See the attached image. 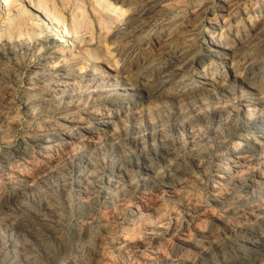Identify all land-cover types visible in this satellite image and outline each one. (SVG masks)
<instances>
[{
    "label": "rangeland",
    "instance_id": "obj_1",
    "mask_svg": "<svg viewBox=\"0 0 264 264\" xmlns=\"http://www.w3.org/2000/svg\"><path fill=\"white\" fill-rule=\"evenodd\" d=\"M263 6L1 2L0 264H264Z\"/></svg>",
    "mask_w": 264,
    "mask_h": 264
},
{
    "label": "bare ground",
    "instance_id": "obj_2",
    "mask_svg": "<svg viewBox=\"0 0 264 264\" xmlns=\"http://www.w3.org/2000/svg\"><path fill=\"white\" fill-rule=\"evenodd\" d=\"M259 1V0H258ZM3 3L4 2V0H0V3ZM231 3V2H230ZM259 3V2H258ZM141 5V4H140ZM143 5V4H142ZM147 5V4H146ZM227 5V4H226ZM261 5V4H260ZM144 7V6H143ZM147 7V6H146ZM229 7H230V5H229ZM264 7V6H263ZM226 10V9H225ZM254 10H255V8H254ZM256 11V10H255ZM254 13V12H253ZM234 17V16H233ZM261 20V19H260ZM255 21V20H254ZM257 22V21H256ZM255 23V22H254ZM180 25V24H179ZM215 26V25H214ZM217 27H218V25H217ZM258 27V26H257ZM256 27V28H257ZM182 28V27H181ZM179 29V28H178ZM183 29V28H182ZM177 30V29H176ZM179 30H181V29H179ZM184 30V29H183ZM245 30V29H244ZM257 31V30H256ZM179 32V31H178ZM247 32V31H246ZM260 33V32H259ZM263 33H264V31H263ZM254 34V33H253ZM252 34V35H253ZM261 34V33H260ZM177 36H180V34L179 35H177ZM176 36V37H177ZM254 36H256V34L254 35ZM253 37V36H252ZM258 37V36H257ZM263 37V36H262ZM251 38V37H250ZM209 39V38H208ZM217 39H218V37H217ZM253 39V38H252ZM257 39V38H256ZM210 40H211V37H210ZM213 40V39H212ZM219 40V39H218ZM244 40V39H243ZM259 40V39H258ZM257 40V41H258ZM247 41H248V39H247ZM243 43V42H242ZM253 43V42H252ZM254 43H256V41L254 42ZM217 44V43H216ZM220 44V43H219ZM251 45V44H250ZM253 45V44H252ZM255 45V44H254ZM212 46V45H211ZM222 46V45H221ZM166 48V47H165ZM218 49V48H217ZM262 50V49H261ZM252 66V65H251ZM168 73V72H167ZM164 75H165V73H164ZM163 75V76H164ZM160 76H162V75H160ZM171 76V75H170ZM168 77V76H167ZM164 79V78H163ZM160 82V81H159ZM162 82V81H161ZM166 82V81H165ZM160 85V84H159ZM160 88H162V87H160ZM147 91V90H146ZM156 91V90H155ZM160 91V90H159ZM153 92V91H152ZM146 93H148V91L146 92ZM159 93V92H158ZM242 155V154H241ZM241 155H238V156H241ZM245 158V157H244ZM263 207V206H262ZM255 228V227H254ZM254 228L252 229V230H254ZM251 230V229H250ZM261 231V230H260ZM263 231V230H262ZM259 232V231H258ZM252 233V232H251ZM262 233V232H261ZM264 233V232H263ZM257 235V234H256ZM255 235V236H256ZM258 238V237H257ZM250 240V239H249ZM253 240V239H252ZM255 240H256V238H255ZM261 241V240H260ZM259 243L257 242V241H255L254 242V244H253V249L254 248H256L257 247V245H258ZM243 246V245H242ZM241 248V247H240ZM251 248V247H250ZM239 249V248H238ZM246 249V248H245ZM245 249H243V250H245ZM242 250V249H241ZM248 250V249H247ZM250 250V249H249ZM252 250V249H251ZM263 250H264V248H263ZM238 252H240L239 250H238ZM246 252V251H245ZM251 252V251H250ZM256 252H258V251H256ZM236 253V252H235ZM234 253V254H235ZM241 253V252H240ZM233 254V255H234ZM260 256L262 257V255L260 254ZM259 257V256H258ZM223 258V257H222ZM227 258H228V256H227ZM186 259V258H185ZM212 259H214V258H212ZM219 259V258H218ZM225 259V258H224ZM258 258H257V254H250V253H246V254H244V256L241 258V260H240V262H239V264H253V262L254 261H256ZM191 260V259H190ZM230 260V259H229ZM217 261V260H216ZM235 261V260H234ZM237 261H238V259H237ZM261 261V260H260ZM189 262V261H188ZM223 262V261H222ZM229 262V261H228ZM226 263H227V261H226ZM260 263V262H259ZM195 264V263H194ZM207 264H218L217 262H215V261H210V262H208Z\"/></svg>",
    "mask_w": 264,
    "mask_h": 264
}]
</instances>
